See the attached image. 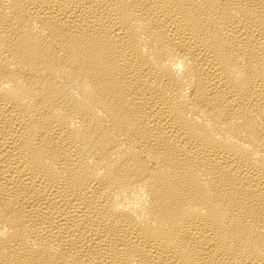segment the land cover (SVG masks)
Segmentation results:
<instances>
[{
	"label": "bare ground",
	"instance_id": "1",
	"mask_svg": "<svg viewBox=\"0 0 264 264\" xmlns=\"http://www.w3.org/2000/svg\"><path fill=\"white\" fill-rule=\"evenodd\" d=\"M0 264H264V0H0Z\"/></svg>",
	"mask_w": 264,
	"mask_h": 264
}]
</instances>
